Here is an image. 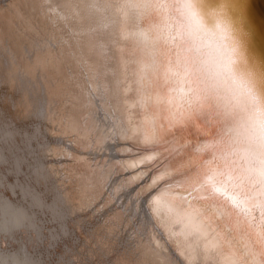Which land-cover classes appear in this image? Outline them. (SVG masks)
Listing matches in <instances>:
<instances>
[{
    "label": "bare ground",
    "instance_id": "1",
    "mask_svg": "<svg viewBox=\"0 0 264 264\" xmlns=\"http://www.w3.org/2000/svg\"><path fill=\"white\" fill-rule=\"evenodd\" d=\"M49 3L0 0V264H181L172 241L189 248L195 226L184 218V233L177 231L183 210L165 181L191 169V129L202 137L207 130L185 128L173 140L159 118L149 117L145 137L109 138L116 136L114 122L136 130L144 119L123 93L129 85L128 97L135 92L132 61L121 72L85 42L70 9L57 17ZM163 11L169 23L150 45L153 66L207 59L211 52L196 21L174 8ZM100 63L114 83H123L89 95L85 85L96 87L91 77L99 75ZM143 96L144 107L156 101L148 79ZM211 213L214 227L231 233L239 247L251 245V233L259 232L258 208L255 221L220 200Z\"/></svg>",
    "mask_w": 264,
    "mask_h": 264
},
{
    "label": "snow or ice",
    "instance_id": "2",
    "mask_svg": "<svg viewBox=\"0 0 264 264\" xmlns=\"http://www.w3.org/2000/svg\"><path fill=\"white\" fill-rule=\"evenodd\" d=\"M66 8L83 29L85 42L108 56L121 72L125 61H132L135 92L128 97L132 91L129 85L123 88V93L133 101L130 108L138 109L136 114L144 119L136 130L114 122L111 130L116 136L109 138L127 139L130 133L137 140L145 137L149 117L153 121L159 118L161 127L173 140L185 128L210 129L203 142L194 141L192 145L191 169L165 181L177 192L183 210L175 224L177 231L184 233V218L195 226L189 248L172 241L181 264H264V86L261 84L264 76L252 70L236 71L241 61L248 64L243 47L246 36L243 9L227 19L223 13L215 12L216 25L209 28L199 20L193 0H51L47 5L48 11L57 17ZM166 8H174L182 18L196 21V29L211 52L207 59L193 56L178 59L175 65L167 61L162 68L153 66L148 52L153 39H160L167 29L169 21L163 11ZM130 37L127 48H119L120 41ZM97 44L100 47L94 46ZM104 45L108 46L107 51ZM105 67L100 63L99 75L91 77L95 88L85 85L89 95L119 88L123 83L118 78L114 83V78L104 73ZM146 79L156 97L155 103L148 107H144L143 96ZM98 100L108 103L103 95ZM173 140L160 147H167ZM218 200L230 203L251 221L256 220L253 209H259V232L251 233L255 237L251 245L239 247L230 242L231 233L214 227L211 208ZM146 255L147 249L140 253L141 257Z\"/></svg>",
    "mask_w": 264,
    "mask_h": 264
},
{
    "label": "water",
    "instance_id": "3",
    "mask_svg": "<svg viewBox=\"0 0 264 264\" xmlns=\"http://www.w3.org/2000/svg\"><path fill=\"white\" fill-rule=\"evenodd\" d=\"M193 3L196 5L195 10L199 13V20L209 28H214L216 25L215 12L223 13L224 18L227 19L234 16L237 10L243 9L246 20V36L243 40V47L247 53L248 64L241 61L236 65V71L246 73L252 70L258 75L264 76V0H193ZM261 84L264 86V81ZM206 133L209 135L210 129H207ZM190 134L186 138L189 146H192L194 141L202 142L204 140V137L199 133L192 135V129ZM82 263L87 264L86 262ZM92 264L98 263L93 261Z\"/></svg>",
    "mask_w": 264,
    "mask_h": 264
}]
</instances>
